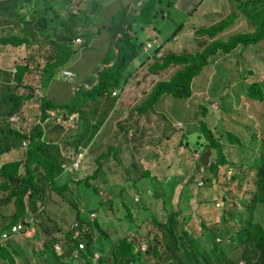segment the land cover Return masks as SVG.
<instances>
[{"label": "trees", "instance_id": "trees-1", "mask_svg": "<svg viewBox=\"0 0 264 264\" xmlns=\"http://www.w3.org/2000/svg\"><path fill=\"white\" fill-rule=\"evenodd\" d=\"M256 1L258 3L256 9L252 7L246 12L248 27L244 30L232 32L226 38L214 37L200 50L194 52L166 51L161 57H155L154 62L149 66L153 71L165 69L171 65L178 66L167 78L156 80L146 96L139 103L133 105L138 114L147 116L150 110L151 112L156 111L155 103L164 93L180 98L189 96L191 94L190 82L192 77L200 71L211 53L215 51L228 52L238 43H257L260 36L264 34V16L261 17L260 21L258 20L260 13H262L261 9L264 10V0ZM150 5L151 0H145L140 6V12L134 17L146 18L150 11ZM251 13L253 14L251 15ZM229 16L205 29L209 31L213 27L209 34L217 33L227 25ZM249 27H252V30ZM259 28H263V31ZM118 30L122 35L116 38L118 51L116 60L113 62L115 67L113 73L106 75L105 72L104 80H102V77L101 80L90 87H86L81 97L92 100L96 98L98 100L99 96L106 95L107 84L112 86L110 87V94L115 90L114 87H120L122 90L132 75L134 69L131 62L139 56L143 41L131 35L129 22L125 27H118ZM201 32H204V30ZM174 34H176L175 31L172 35ZM0 41L13 45L33 42L27 39L25 35L11 34L0 37ZM61 46V49L57 48L54 60L42 67L41 83H45L52 78L55 74V68L68 61L71 52H74V50H70V44L68 43ZM158 49L159 46L155 48L154 52ZM28 71L27 62L18 63L15 65L13 72L6 71L2 77L15 80L16 85L20 86L23 83L25 73ZM25 86L28 87L29 85ZM246 92L252 98L262 99V86L257 80L248 83ZM32 96L33 90L26 93H20L16 90L7 91L1 99L5 104L4 117L18 112L23 102L32 98ZM39 102L40 121H43L52 113L53 120L60 116L63 121H67L78 112L77 108L73 106V100L68 104L67 110H56L58 114H55L56 116L50 99H43L42 96ZM198 105L200 106L201 103L199 102ZM112 106L111 103L110 107ZM114 107L113 111L117 110V105ZM205 107V105L201 107L203 113L206 112ZM157 112L161 113V117L165 120L170 119L164 111ZM2 121L4 123H0V128L3 129L4 126H7L5 136L11 134L12 138L16 139L14 143H18L19 146L21 138H26L27 143L24 147L22 146L24 149L23 160L14 158L0 165V177L2 178L0 179V191L4 193V195H0V218H6L2 222L0 219V232L10 224L22 221L30 212L38 226L35 224V231L41 230L43 238L35 241L34 233L32 237L27 236L25 239L28 249L23 248V244H20L13 237L0 240V264H73V259L80 260L83 264H239L240 261L241 264H264V218L261 215L260 217L255 216L256 208L264 211V207H262L264 206V136L258 148L259 153L250 164V168L254 170V188L251 189L246 200H239L242 202L243 207L237 208L233 204L226 207L224 204L218 219H213L210 222H206L202 216H198V223L201 227L199 235H194L190 226L186 225L185 222L180 223L178 231L176 218L180 214V209H174L171 203L172 187L163 186L161 179L150 173L149 169H144L140 175L147 173L159 179L160 186L158 187H160V190L155 187L154 191L157 192L156 196H160L159 201L162 212L159 214L153 209L154 212H149L146 217H140L137 208L145 205L144 200L142 201V198H139L137 194L134 199L127 188H119L115 195L101 201L104 205H102L104 212L106 208L117 211V208L120 209V205L123 206L122 210L124 209L122 220H125L127 224L126 231L113 238L109 232H106L103 225H100L96 217H89L92 212H99L97 207L91 206L83 210L77 205L78 200L71 182L79 183L81 179L76 181L72 179V171L65 170L64 166L61 165L70 161V159L59 150L56 143L42 138L43 130L40 123L34 124L29 133H23L18 128L9 125L4 119ZM198 122L199 124L196 125L195 129L197 139L192 149L199 151L196 166L202 167V170L205 171V175L203 177L201 175L203 182L211 179L216 180L220 164H226L229 168H234L233 171L235 170L236 174L239 173L240 178L246 177L249 169L243 168L240 163L236 168L237 164L225 156L223 152L224 144L218 135H215L212 131L210 125L203 120H198ZM120 127L122 128L123 125L121 124ZM188 133L186 131L181 132L178 143L183 142L184 145H187L186 134ZM226 134L230 141H239L237 134L232 131L227 130ZM251 136L256 138V133L253 132ZM17 137L20 139L19 142H17ZM7 145L11 146V144ZM117 147L119 145H116ZM103 152H107V150ZM98 155L102 156L101 154ZM102 165H96L90 175L95 176ZM233 173L229 177H232ZM90 175H86L83 180L88 185L90 183H88L87 178H90ZM189 180H192V178ZM129 182L135 191L134 185H136L137 180L132 178ZM216 185L221 194L219 195L217 189L213 199L216 200V206H219L220 202L217 199L220 197V199L225 200L226 195L220 185ZM110 186L109 184L108 188ZM92 189L98 193L96 186H92ZM50 190L53 192L50 193ZM61 202H68L67 206H69V203L74 204L72 208L74 212L70 214L73 218L70 220ZM143 209H146V205L143 206ZM141 222L146 226L145 231H140ZM132 226L135 227L134 232L129 233L133 228ZM76 228L82 230L80 238L74 237ZM116 230L118 231L116 228L113 229V234ZM95 232H98V235ZM149 235H151L152 240L148 238ZM162 235L165 239L163 244L160 242ZM135 237L146 240V247H141L142 239L140 241L133 239ZM100 238L107 240L108 249H102L99 245ZM60 240H63V246L61 245V250L57 251L54 244H61L58 242ZM71 240L73 244L67 246V243ZM80 241L85 243L84 247H78ZM94 254H97L96 258Z\"/></svg>", "mask_w": 264, "mask_h": 264}, {"label": "rangeland", "instance_id": "rangeland-1", "mask_svg": "<svg viewBox=\"0 0 264 264\" xmlns=\"http://www.w3.org/2000/svg\"><path fill=\"white\" fill-rule=\"evenodd\" d=\"M158 1L159 0H151L150 11L148 12L147 19L155 20L159 23V31L153 32V35H156L157 38L168 42L167 45H163L161 47L162 54L160 56H162L166 51H194L197 46L190 47V41L192 38L189 36L186 39L185 36L186 31L190 29L187 28L188 25H191V21L187 22L189 19L188 15H181L179 12L178 14H174V12H177L178 6L176 4V0ZM245 3H248V0L245 1ZM71 9H75V7H71ZM167 10L171 11L168 16L163 15L162 11ZM155 11L156 13L153 14ZM261 12L262 13H260L258 17L259 21L261 17L264 16V10L261 9ZM94 19L95 16L93 15V20ZM247 23L248 21H244L243 27L241 24L235 26L232 25L233 27L231 26L223 30L220 34L222 36L221 38H226L232 32L244 30L248 27ZM180 26H182V29H179ZM251 28L252 27H249V29ZM212 29L213 27L209 31ZM102 30L103 27H101L99 33L95 35L94 39L100 36ZM259 30L263 31V28H259ZM174 31L176 33L178 32L181 37L175 35L172 39H169ZM193 36L197 41L191 43L201 47L211 40L210 39L208 41L209 37L207 34H200L199 38H195V35ZM213 38L214 37H212V39ZM259 39V41L263 40L262 44H264V34L261 35ZM171 40L175 43L173 44ZM259 41L258 43H251L250 45L247 43L244 45L252 47L254 44L259 45ZM259 47L261 50H264V45L263 47L259 45ZM233 51H236V49L229 51L230 54L226 57L223 55L218 58L216 51L215 53L213 52V54L209 55L207 58L209 60L208 64L204 65L203 68L201 67V70L195 77V79L199 77V79H202L204 83L206 81H217V83H220L219 86H221V89H217L219 87H216V91L218 93L215 92V87L212 86V93L209 95L206 92L211 87L209 85H204V89L207 87V90L204 91L205 94H199L198 92L200 99L202 100L200 101V106L198 105L199 101L196 102L199 98L198 95L194 98L189 96L180 98L165 93L162 94L155 103L156 111L151 112L150 110L147 116H145V114H138L136 109L133 108V105L139 103L140 100L146 96L150 87L156 80L167 78L178 65H171L164 70L153 71L149 66L154 62L155 58L147 55L144 58L145 62L142 64L144 66L135 71L134 75H132L130 80H128L130 85L127 86L126 91H121L120 87H114L116 93L113 95L116 96H110V87L112 86L110 84L106 85V89H108L106 95L104 96L108 99H112V101L107 102L104 100V104L101 99L97 100L94 98L92 100L81 97L87 85L79 80V72L72 77L62 79L60 69V71L58 70L54 76L45 83H41L40 81V79L42 80V75H40L39 71L42 68L41 66L38 68L39 70L33 69L25 73L23 83L20 84L16 90L22 91L26 87L25 85H29V90L36 92L40 87L41 93L44 95L43 99L46 98L51 100L55 109L54 115H58L56 110H67L68 104L71 103L72 100L74 101L72 102L73 106L77 108L78 112L73 115V119L71 117L69 122H65V124L68 127H71L77 123L78 125L76 126V130L82 135L77 137L74 134V128L71 127L67 137H73L71 139L73 145L76 144L74 138L84 145L78 149L79 155L77 154L74 156L76 152L73 148L69 152L70 155L74 156L70 159V161H74V159L80 157L81 160L77 168H73V166L69 164L70 161L64 162L66 163V168L65 166L64 168L72 171V179L75 181L77 179H81L79 183L71 182V186L74 188V193H76L78 200L77 205L83 210H86V208L91 206L97 207L99 212H94V218L96 217V219H98L100 225H103L106 232H109L113 238L119 236L121 232L126 231L127 224L125 220H122L124 209L122 210L123 206L120 205V209L117 208V211L106 208V211L104 212L102 210L104 205L101 201L111 195H115L117 190L121 187L127 188L134 199L137 194L139 198H142V201L144 200L146 209H143V206L145 205L139 206L137 209H139L140 217H146L149 212H154V210L159 214L162 212V206L159 201L160 196H156L157 192L154 191L155 187L160 186L158 180L161 179L163 186L172 187L170 200L174 209H180V214L176 218L178 231L180 229V223L185 222L186 225L190 226L191 232L194 235H199L201 231L200 224L198 223V216H202L206 222H210L213 219H218L221 208L224 204L226 207H230L232 204L237 208L243 207L242 202L239 200H246L250 195L251 189L254 188V170L250 168V164L258 155V148L260 147L264 136V79L261 81L256 79L262 86V99L252 98L247 94L245 87H241L239 84H237V87L234 85L235 83H232V80L239 76L237 75V72L240 71H236V68H233V66L221 69L218 64H222V62L224 64H230L238 59L241 64L237 65L245 67V69L241 71L243 74L247 73L246 67L256 66L255 69L252 70L254 74L248 76L249 79H252L258 77L259 74H264V52L261 53L263 58H260L257 62L251 61L247 65L244 60L242 61L239 57H236V55L240 56V53L238 54V51ZM116 54V51L108 53V57H106V59H109L110 63L107 64L101 63L102 59H100V63L97 64L96 70H94L97 72L96 79L101 80L105 72L106 75H111L113 73L112 71L115 69L113 62L116 60ZM86 56H92L93 58V55L86 54ZM96 56L97 55H95V57ZM27 58L28 57H26V59ZM71 58L72 57H70L65 63L69 62ZM214 58H216L219 63L214 64ZM23 59H25V56L20 55L17 60L24 62ZM136 60H138V58H136ZM4 67H7L10 72L14 70L13 63L12 65L4 64ZM76 67L77 64L72 69L77 70ZM208 67H211V72L207 70ZM102 80H104V77ZM196 84L197 81L194 80V82H192L193 90H195ZM68 87H70L69 90H67ZM220 90H222V96H218ZM204 97L205 99H203ZM117 98L118 104L116 102ZM109 103H112L113 106L118 105L117 110L113 112L114 109L108 105ZM202 105L206 106L205 113H203V109H201V107H203ZM160 110L164 111L170 119L165 120L162 118L161 113L157 112ZM94 111H96V114H93ZM176 111L181 112L177 113ZM29 114H31L30 111ZM56 118L61 119L60 116H57ZM2 119L7 121L9 124L11 123L13 127L21 130H26L30 124L32 125L31 121L25 125V119H22L21 122H12L9 120L10 118L8 119L7 117H4V114L0 116L1 123L3 122ZM198 120L207 122V124L212 128V131H214L215 135H218L224 144L223 152L225 156L237 164L236 168H238V163H240L243 168L249 169L246 177L240 178L239 173L236 174V172H234L235 170L233 171L234 168H229L226 164H220L216 180L214 181L211 179L203 182L201 175L203 177L205 175V171L202 170V167L196 166V159L199 151L192 149L197 139L195 129L196 125L199 124ZM52 123H54V120L51 118L45 122H40V127L44 126V129H46ZM121 124L123 125L122 128L120 127ZM82 127L84 128V131ZM113 127L114 130L112 131ZM107 130H109V135L105 133ZM117 130H119L118 134L114 135L113 132ZM227 130L237 134L239 141H230L227 138ZM183 131L189 132L186 134L187 145H184L183 142L178 143L180 140V134ZM253 132L256 133V138H252L251 135ZM9 135L12 136L11 134ZM102 138H106V142L102 144V149L97 151V143ZM24 139L27 143V139ZM19 140L20 139L17 137V142H19ZM56 144L59 145L58 143ZM116 144L120 146L119 155H117L119 150H117L115 146ZM22 146L24 147V145L20 142V146H17L18 149L16 148V150H11L9 153H3V155L7 156V159H14L18 156L23 160L24 149ZM106 150L107 152H103ZM98 152H100L103 156L110 155L111 157H107L106 159L101 158V156H99L100 159L92 158V155ZM63 154L66 156L65 152ZM96 165H102V167L95 176H91L90 174L93 172ZM144 169H149L150 173H153L159 179L147 173L140 175ZM236 171L239 172L238 170ZM232 173L233 176L229 177ZM86 175L91 176L90 178H87L90 185L84 183L83 181ZM132 178L137 180L136 185H134L136 188L135 191L134 187L130 185L129 182ZM190 178H192V180H189ZM201 180L202 183H199L198 181ZM109 184L111 185L110 188H108ZM216 184L220 185L226 195L225 200L220 199V197L217 199L220 202L219 206H216V200L213 199L217 189L219 195L221 194V191ZM92 186H96L98 188V193L92 189ZM157 190H160V187H158ZM52 192L53 191L50 190V193ZM2 194L4 195V193L0 191V195ZM61 203L64 205L67 211V217L70 220L73 218L70 214L74 212V209H72L74 204L69 203V206H67L68 202ZM260 215L264 218V211L256 208L255 216L260 217ZM89 217H91V214ZM27 218L32 219V221L36 224V220L30 212L27 215ZM0 219L1 222L6 220L5 217ZM35 224H33V228L36 230L37 224L36 226ZM132 227L133 228L129 231V233L134 232L135 227ZM114 228L118 229V231L116 230L113 234ZM35 230L33 232L36 237L35 241L43 238L41 230ZM145 230L146 226L143 222H141L140 231ZM95 234L98 235V232H95ZM25 235L26 234H18L13 236V238L20 244H23V248L28 249L25 238H27V236L32 237V234ZM148 238L152 240L151 235H149ZM133 239L140 241L142 238L135 237ZM163 240H165L164 235L160 237V242L162 244ZM58 242L61 243L58 244L61 250L63 240ZM98 242L102 249L109 248V244L104 238H100ZM72 244L73 242L71 240L67 243V246ZM146 244L147 241L142 239L141 247L145 248ZM94 257L96 258L97 254H94ZM72 262L73 264H83V262L76 259H73ZM241 263L242 262L240 261L239 264Z\"/></svg>", "mask_w": 264, "mask_h": 264}, {"label": "crops", "instance_id": "crops-1", "mask_svg": "<svg viewBox=\"0 0 264 264\" xmlns=\"http://www.w3.org/2000/svg\"><path fill=\"white\" fill-rule=\"evenodd\" d=\"M144 1L145 0H0V37L9 34L19 36L25 35L27 39L33 41L32 43L27 42L26 44L22 43L18 45L3 43V41H0V116L4 114L5 110V104L1 101L3 95L9 90H16L19 87L16 85L15 80L5 79L2 77L5 75L6 71H9L7 67H4V64L12 65L13 63L15 69V65L21 62L20 60H17L18 56L24 55L25 59L23 60L24 62L28 63L29 71L33 69L39 70L38 68L40 66L43 67L44 64L54 60V54L57 52V48L61 49V45L68 43L70 44V50H74V52H71L70 54L72 58L69 62L57 66L55 68V73L58 70L60 71V69L61 73L65 68L70 69L74 75L79 72V80L86 84L87 87H90L98 81V79H96L97 72L94 70H96L97 64L100 63V59H102L101 63H110L109 59H106V57H108V53H112L113 51H116L117 53L118 47L116 46V38L122 35V33L118 30V27H125L127 26L128 22L129 32L131 35H133V37H137L138 39L140 38L142 39L141 41H143V49H141L139 56L135 57L131 62L132 68L134 69L132 75H134L135 71L144 66L142 65L145 62L144 58L146 57L144 54V49L153 39L160 41L164 46L168 44L167 41L157 38L156 35H153V32L159 31V23L157 21L149 20L147 17H134L140 12V6ZM161 1L162 0H159L158 2ZM245 1L247 0H176V4L178 5L177 12H172H174V14H178L179 12L181 15H188L189 19L187 22L191 21V25H188L187 27L190 29H188L185 33L186 39L190 36L192 38L190 41V47L197 46L195 50H200L202 48L201 46L191 43L197 41L194 39L193 35H195V38H199L200 34H207L209 41L212 39V37H222L220 34L223 32V30L231 27L232 25L235 26L241 24L242 27L244 26L243 22L248 21L246 16L247 10L251 9L252 7L255 8L258 5L256 0H248V3H245ZM71 7H75L74 11L71 9ZM170 12V10L162 11V14L168 16ZM92 14L95 16L94 20ZM252 14L253 13H251V15ZM228 15L230 16L227 25L217 33L209 34V31L205 29L206 27L223 20ZM101 27H103L102 33L98 38L94 39L95 35L99 33ZM179 29H182V26H180ZM202 30H204V32H201ZM114 32L115 34L113 35ZM175 35L181 37L178 32ZM75 37H80V41L76 42L74 40ZM172 43L174 44L175 42L172 41ZM262 43L263 40L259 41V45L261 47L264 45ZM250 44L251 43H248V45ZM259 45L254 44L252 47H247L243 43H238V45H236L230 51L236 49L238 54L240 53V56L236 55V57H239V59L242 61L244 60V62L248 65V63L251 61L257 62L260 58H263L261 53H263L264 50H261ZM86 54L93 55V58L92 56H86ZM228 54H230L229 51L222 53L221 51H216V55H218L217 58L222 57L223 55L226 57ZM95 55L97 56L95 57ZM26 57L28 58L26 59ZM136 58H138V60H136ZM208 61L209 60L207 59V62L204 65L208 64ZM213 62L214 64L219 63L216 58H214ZM76 64L77 70L72 69ZM237 64H241L238 59L230 64H224L223 62L222 64H218L221 69H226L228 66H233V68H236V71H240L237 72V75L239 76L232 80V83H235V86L239 84L241 87L246 88L248 83L252 82L253 80L257 79L261 81L264 79V74H259L258 77L252 79L248 78L249 75L254 74L252 70H254L256 66L246 67L247 73L243 74L241 71H243L245 67L239 66ZM207 70L211 72V67H208ZM39 71L41 75V70ZM197 74H195L191 79V94L189 95V97L192 98L198 95L199 98L196 102L202 101L199 94H205L204 91L207 90V87L206 89L203 87L207 85L211 87L206 92L209 95L212 93V86L215 87V92H217L216 87H219L217 89H221V86H219L220 83H217V81H206L204 83V81L199 79V77L195 79ZM61 78L67 79V77H63V75ZM194 80L197 81L195 90L192 88V82H194ZM128 85H130L129 81H127L121 91H126ZM29 89L30 88L26 86L22 91H16L20 93H26L29 91ZM69 89L70 87H68L67 90ZM219 92L220 93L218 96H222V90ZM42 96L44 95L41 93L39 87L36 92L33 91L32 98L25 100L18 112H15L18 115L17 122H21L22 119H25V125L30 121L32 123V125L30 124L26 130H21L19 128L18 130L22 131L23 133H29L34 124L42 122L40 121L39 114V101ZM110 96L116 95L111 94ZM100 99L103 100V104L104 100L107 102L112 101V99H108L104 95L99 96L98 100ZM203 99H205V97ZM116 102H118V98ZM192 102L195 103L194 101ZM108 105L110 106V103ZM112 108L114 109L115 107L112 106ZM29 111L31 114H29ZM95 112L96 111H94L93 114H96ZM52 115L48 116L44 120L46 121L51 119L53 117ZM10 116L7 118L9 119ZM44 120L43 122H45ZM65 122H69V120L63 121L57 118L54 120V123L46 128L47 130L44 129V126H42V138L52 143H58L59 150L62 153L65 152L66 156L69 159H72L78 154V149L84 144L78 142L75 138L74 140L76 144H72L71 139L73 137H67L71 127L74 128V134L77 137H80L82 134L76 130V126L78 125L77 123L71 127H68ZM2 123H4V121ZM9 125H11V123ZM6 128L7 126L3 127V129L0 128V133H2L0 134V165L5 164L6 161L10 160L7 159V156L3 155V153H9L14 149L16 150V148L18 149L16 146L19 145L18 143H14L15 140L12 138V136H5L7 133V131H5ZM82 129L84 131L83 127ZM113 130L114 127L112 128V131ZM118 132L119 130L114 131L113 134L117 135ZM105 133L109 135V130H107ZM22 139L23 138H21V140ZM105 139L106 138H102L97 143V151L102 149V144L106 142ZM7 144H11V146H8ZM72 148L76 152L74 156L69 154ZM118 149L120 150V146L117 147V150ZM98 154H100V152L93 154L92 158L99 157ZM117 155H119V153ZM16 157V159H20V157ZM103 157L106 159L107 157L111 156L102 155L101 158ZM18 162L20 161L18 160ZM0 179L2 178L0 177Z\"/></svg>", "mask_w": 264, "mask_h": 264}, {"label": "built area", "instance_id": "built-area-1", "mask_svg": "<svg viewBox=\"0 0 264 264\" xmlns=\"http://www.w3.org/2000/svg\"><path fill=\"white\" fill-rule=\"evenodd\" d=\"M73 11H74V9H73ZM74 40L76 42H78V41H80V37H75ZM159 44H160L159 42H157L155 39H153L144 50H145V52L147 54H149L151 56L152 55L151 50L155 49V47H158ZM161 54H162L161 49H159L155 53V55H157V56H160ZM61 74L63 75V77H67V78L68 77H72L74 75V73L70 69H66V68L62 70ZM112 93H115V91H113ZM9 118H10L9 119L10 121L14 122V121H17L18 115H17V113H14ZM21 144L25 146L26 141H25L24 138L22 139ZM80 160H81L80 157H78V158L74 159V161L73 160L70 161L69 164L72 165L73 168H77V166L79 165ZM63 166H65V168H66V163H64ZM198 182L202 183V180L198 181ZM94 216H95V213L92 212L90 218H93ZM33 224H35V222H33L32 219L27 218V217H25L22 221L14 222V223L10 224L8 227L3 228L1 230V232H0V240L7 239L8 237H13V236L18 235V234L31 235V234H33V232L35 230V228H33L34 227ZM75 225H77V223H75ZM81 232H82V230L76 228L74 230V237L75 238H80L81 234H82ZM58 244L59 243H55L54 244V247H55V249L57 251L60 250V247H59ZM84 244L85 243L83 241H80L78 243V247H84Z\"/></svg>", "mask_w": 264, "mask_h": 264}, {"label": "clouds", "instance_id": "clouds-1", "mask_svg": "<svg viewBox=\"0 0 264 264\" xmlns=\"http://www.w3.org/2000/svg\"><path fill=\"white\" fill-rule=\"evenodd\" d=\"M173 36H175V34L174 35H171V37L169 38V39H172V37ZM157 41V40H156ZM157 42H159L160 44H159V49H161V47L163 46V44L160 42V41H157ZM156 48V47H155ZM143 49V48H142ZM158 49V50H159ZM157 50V51H158ZM155 51V49H153V50H151V53H152V55H151V57L152 58H155V57H161V56H157V55H155V53L157 52H154ZM144 54L147 56V55H149V54H147L146 52H145V50H144ZM150 56V55H149ZM115 91V90H114ZM113 92V91H112ZM115 93H116V91H115ZM115 93H111V94H115ZM118 103V102H117Z\"/></svg>", "mask_w": 264, "mask_h": 264}]
</instances>
